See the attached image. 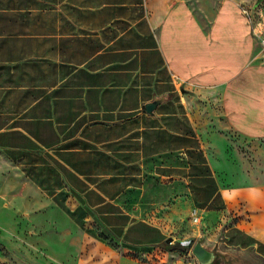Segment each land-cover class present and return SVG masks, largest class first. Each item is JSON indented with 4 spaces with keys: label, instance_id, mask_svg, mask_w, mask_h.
Wrapping results in <instances>:
<instances>
[{
    "label": "crops",
    "instance_id": "0c3cea01",
    "mask_svg": "<svg viewBox=\"0 0 264 264\" xmlns=\"http://www.w3.org/2000/svg\"><path fill=\"white\" fill-rule=\"evenodd\" d=\"M262 37L236 0H0L2 182L48 256L147 264L122 250L193 241L169 264H202L196 244L264 264V174L232 168L210 125L215 102L264 139Z\"/></svg>",
    "mask_w": 264,
    "mask_h": 264
},
{
    "label": "rangeland",
    "instance_id": "374dc122",
    "mask_svg": "<svg viewBox=\"0 0 264 264\" xmlns=\"http://www.w3.org/2000/svg\"><path fill=\"white\" fill-rule=\"evenodd\" d=\"M188 1L196 6L202 0ZM236 1L250 12L252 20H256L257 27L264 35V0L258 4L257 0ZM211 109H214L215 113L210 114V125L214 127L218 138L230 147L229 157L234 164L232 168L236 167L238 172L240 168L242 175L264 174V139L247 138L230 132L220 123L222 120L216 114L218 106L215 102H211ZM15 176H17L15 168L0 157V264H76L77 254L81 253L79 248L72 249V252L68 250L71 255L60 259L48 256L42 242L45 233L42 231L33 233L23 225L25 212L18 209L16 200L10 199L13 186L2 182ZM222 180L227 183L231 179L224 177ZM193 217H190L192 224L196 225L198 222H194ZM172 243L173 241L169 244ZM192 245L193 241L170 248L162 245L145 254L128 250H122V253L147 264H169L177 256L187 262L190 259L188 253Z\"/></svg>",
    "mask_w": 264,
    "mask_h": 264
},
{
    "label": "water",
    "instance_id": "95a60500",
    "mask_svg": "<svg viewBox=\"0 0 264 264\" xmlns=\"http://www.w3.org/2000/svg\"><path fill=\"white\" fill-rule=\"evenodd\" d=\"M261 0H257L256 4L260 3ZM182 92H184L183 89H181ZM165 95L159 96V97H155L152 101L147 102L145 104V109L147 111V113L149 114H153L154 109L165 100ZM172 241L171 238H167L166 239V243H170ZM193 254L198 258L199 262H201L202 264H206L207 260H209V258L211 257V253H209L208 251L204 250L200 244H196L193 249H192Z\"/></svg>",
    "mask_w": 264,
    "mask_h": 264
},
{
    "label": "built area",
    "instance_id": "2783aa9c",
    "mask_svg": "<svg viewBox=\"0 0 264 264\" xmlns=\"http://www.w3.org/2000/svg\"><path fill=\"white\" fill-rule=\"evenodd\" d=\"M261 43H262V45L264 46V37L261 38ZM194 220H195V221L197 220V219H196V216L194 217Z\"/></svg>",
    "mask_w": 264,
    "mask_h": 264
},
{
    "label": "trees",
    "instance_id": "16d2710c",
    "mask_svg": "<svg viewBox=\"0 0 264 264\" xmlns=\"http://www.w3.org/2000/svg\"><path fill=\"white\" fill-rule=\"evenodd\" d=\"M178 245H181V243H175L174 245H171L170 247H175V246H178Z\"/></svg>",
    "mask_w": 264,
    "mask_h": 264
}]
</instances>
